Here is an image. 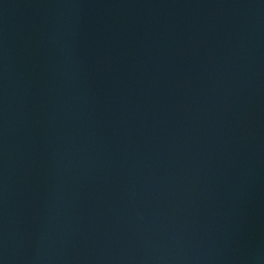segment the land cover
Segmentation results:
<instances>
[{
	"label": "water",
	"instance_id": "1",
	"mask_svg": "<svg viewBox=\"0 0 264 264\" xmlns=\"http://www.w3.org/2000/svg\"><path fill=\"white\" fill-rule=\"evenodd\" d=\"M0 264H264V0H0Z\"/></svg>",
	"mask_w": 264,
	"mask_h": 264
}]
</instances>
